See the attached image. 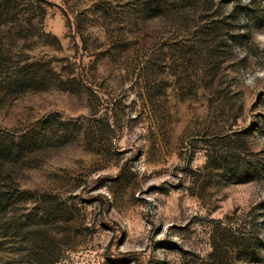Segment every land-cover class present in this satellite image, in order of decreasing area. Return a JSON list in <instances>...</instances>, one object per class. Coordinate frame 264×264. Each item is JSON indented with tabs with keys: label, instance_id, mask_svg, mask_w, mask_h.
I'll list each match as a JSON object with an SVG mask.
<instances>
[{
	"label": "rangeland",
	"instance_id": "374dc122",
	"mask_svg": "<svg viewBox=\"0 0 264 264\" xmlns=\"http://www.w3.org/2000/svg\"><path fill=\"white\" fill-rule=\"evenodd\" d=\"M259 73L264 0H0V264H264Z\"/></svg>",
	"mask_w": 264,
	"mask_h": 264
},
{
	"label": "trees",
	"instance_id": "16d2710c",
	"mask_svg": "<svg viewBox=\"0 0 264 264\" xmlns=\"http://www.w3.org/2000/svg\"><path fill=\"white\" fill-rule=\"evenodd\" d=\"M222 159L226 161V166L225 168H223V170L226 172V174L230 175V179L233 181H247L253 179L255 175H258L257 173L259 169L257 168V166L252 167L245 158H242L240 156L239 153L224 156L222 157ZM227 161H230L231 164H229ZM248 173L250 174V176L247 178L246 175H248ZM3 189L4 188H0L1 198L2 196H5V190ZM2 207L3 206L0 205V210L2 209Z\"/></svg>",
	"mask_w": 264,
	"mask_h": 264
},
{
	"label": "clouds",
	"instance_id": "9594fccd",
	"mask_svg": "<svg viewBox=\"0 0 264 264\" xmlns=\"http://www.w3.org/2000/svg\"><path fill=\"white\" fill-rule=\"evenodd\" d=\"M258 75H264V73H259ZM245 84L247 86H254V83H255V77L254 76H248L246 79H245Z\"/></svg>",
	"mask_w": 264,
	"mask_h": 264
}]
</instances>
